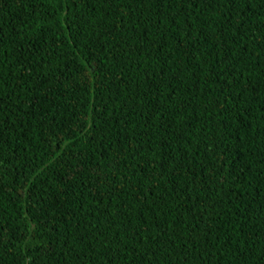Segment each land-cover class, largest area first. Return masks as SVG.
I'll use <instances>...</instances> for the list:
<instances>
[{
    "label": "trees",
    "instance_id": "16d2710c",
    "mask_svg": "<svg viewBox=\"0 0 264 264\" xmlns=\"http://www.w3.org/2000/svg\"><path fill=\"white\" fill-rule=\"evenodd\" d=\"M0 264H264V0H0Z\"/></svg>",
    "mask_w": 264,
    "mask_h": 264
}]
</instances>
